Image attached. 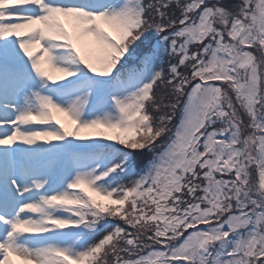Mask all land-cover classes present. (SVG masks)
Returning <instances> with one entry per match:
<instances>
[{
  "label": "rangeland",
  "instance_id": "1",
  "mask_svg": "<svg viewBox=\"0 0 264 264\" xmlns=\"http://www.w3.org/2000/svg\"><path fill=\"white\" fill-rule=\"evenodd\" d=\"M191 1H177L170 16V24L176 23V15L187 18L192 10L191 30L174 26L170 30L181 44L190 39L200 45L190 54L198 53V59L188 62L184 82L175 83L179 109L164 125L152 129L140 109L160 71L161 57L140 53L136 67L119 69L110 93L105 90L108 94L104 92L102 98L93 94L97 89L102 92L115 67L125 65L120 61L127 55L119 52L116 43L127 51L137 44L132 28L140 19L139 0H0V35L8 46L0 54L15 52L23 63L0 58V264H89L112 226L92 236L74 232L66 238L49 228L76 220L72 206L56 201H82V189L91 191L94 205L118 206L116 212L125 220L124 234L131 232L133 242L140 243L133 247L137 255L154 249L151 258L157 261L138 256L139 264H178L168 249L160 248H171L179 230L191 227L198 230L189 242L195 250L188 248L187 255H198L199 264H264V179L256 173L264 164V138L259 136L264 133V0ZM228 45L227 52L233 54L226 58ZM78 47L86 70L78 71L72 63L71 49ZM188 48L187 44L182 52ZM215 68H229L233 74L228 71L231 78L221 82L217 91L202 86L192 101L186 94L188 75L203 79ZM209 106H213L210 111ZM205 111L209 115L202 119L201 133L191 131L193 120ZM69 135L80 145L108 143L120 150L111 156L106 153L114 152L112 146L99 148L88 159L68 155ZM122 142L147 145L150 161L145 171L128 170L125 163L124 173H110L124 155ZM220 152L221 164L212 159L217 153L218 160ZM183 165L194 198L179 194L178 185L171 183ZM39 168H43L40 175L34 176ZM25 188L29 194H23ZM131 194L134 204L124 205ZM197 194L202 197L199 210L205 207L209 213L186 222ZM168 203L171 206H165ZM227 215L228 226L221 223ZM130 224L134 226L129 230ZM224 227L238 233V238L221 241L227 235ZM169 230L175 233L171 242ZM207 233L212 234V242L205 249L206 260L198 248Z\"/></svg>",
  "mask_w": 264,
  "mask_h": 264
},
{
  "label": "trees",
  "instance_id": "2",
  "mask_svg": "<svg viewBox=\"0 0 264 264\" xmlns=\"http://www.w3.org/2000/svg\"><path fill=\"white\" fill-rule=\"evenodd\" d=\"M146 7V12L143 15V20L140 23V27L138 29H136L134 31L135 36H137V50H139L140 48H142L144 46L145 38H147V35L150 33V28L153 26V22H155L156 20L159 19V17L161 16H168L170 14V12L172 11L171 7L168 6V1L167 0H145V4ZM157 22H161V21H157ZM156 22V23H157ZM163 23V22H161ZM164 24V23H163ZM135 47V48H136ZM165 84V81H163V83L157 88L158 90L162 89L163 85ZM157 90V94L158 96L155 97L153 96V100H154V105H157V110L155 111V114L159 117H163V119H161L159 121L160 124H163V122L171 115L172 111L174 110L175 104H176V95L173 94L172 91H167L166 89L163 91L164 93H161ZM159 105V106H158ZM144 152L146 149V145L143 148H139V150H141ZM148 154V153H145ZM143 154L138 153L137 154V158L135 160V168H140L141 164H142V159L146 158V157H141ZM148 158V155H146ZM111 246H107L104 251H105V256L106 259L108 260L106 263H100V264H115V257L117 255L116 252H112L110 254V250L115 248L114 245H116L115 243L110 244ZM129 252H131V255L133 254V252H135V250H133V248L129 249ZM118 257V255H117ZM113 259V260H112ZM120 259H122L120 257ZM115 260V261H114ZM114 261V262H113Z\"/></svg>",
  "mask_w": 264,
  "mask_h": 264
}]
</instances>
